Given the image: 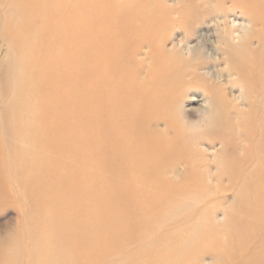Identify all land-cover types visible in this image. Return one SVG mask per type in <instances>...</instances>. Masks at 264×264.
I'll list each match as a JSON object with an SVG mask.
<instances>
[{
  "label": "bare ground",
  "instance_id": "obj_1",
  "mask_svg": "<svg viewBox=\"0 0 264 264\" xmlns=\"http://www.w3.org/2000/svg\"><path fill=\"white\" fill-rule=\"evenodd\" d=\"M0 177V264H264V0H0Z\"/></svg>",
  "mask_w": 264,
  "mask_h": 264
},
{
  "label": "rangeland",
  "instance_id": "obj_2",
  "mask_svg": "<svg viewBox=\"0 0 264 264\" xmlns=\"http://www.w3.org/2000/svg\"><path fill=\"white\" fill-rule=\"evenodd\" d=\"M235 20V21H234ZM233 20V17H230L229 18V22L230 24H232V21L234 24L238 23V22H241V20L239 19V17H237V19H234ZM212 30L213 28H211L209 31H208V34L211 35L212 34ZM211 38V37H210ZM213 39L211 38V41ZM176 42V40H175ZM170 46V44H169ZM238 92L239 90L238 89H235L234 90V94L235 95H238ZM199 99L201 98L200 96H198ZM203 104L201 101H198V102H186L185 103V107H193V108H199L200 105ZM196 119V117H195ZM4 173L5 175L7 174L6 171L4 170ZM1 179V177H0ZM2 181V180H1ZM9 183V182H8ZM11 184V183H10ZM9 185V184H8ZM1 185H0V190H1ZM44 198H51V196H45ZM18 205L20 206V204L18 203ZM18 205H17V202H6V201H0V243L4 241V239L6 237L5 236V233L11 229H14L15 226H16V219H17V213H18ZM217 218H216V222H223V214L222 212H218L217 214ZM218 219V221H217ZM6 230V232H5ZM108 264H116V260L115 258L113 259L111 257V260H109V263ZM203 264H216V262L211 259L210 257L206 256V258H204L203 260Z\"/></svg>",
  "mask_w": 264,
  "mask_h": 264
}]
</instances>
